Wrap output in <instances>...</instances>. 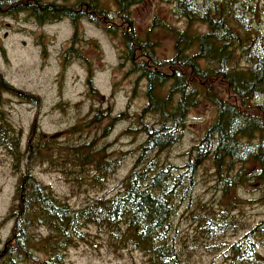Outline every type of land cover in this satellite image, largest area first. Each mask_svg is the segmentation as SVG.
Listing matches in <instances>:
<instances>
[{"label":"trees","instance_id":"trees-1","mask_svg":"<svg viewBox=\"0 0 264 264\" xmlns=\"http://www.w3.org/2000/svg\"><path fill=\"white\" fill-rule=\"evenodd\" d=\"M62 1L0 0V17L26 14L40 26L65 19L75 32L77 23L86 20L119 37L121 65L145 81L146 103L132 116L137 129L124 133L135 132L143 141L134 151L109 157L108 146L99 149L98 141L109 137L115 123L129 119L128 114L112 117L109 108H91L92 124L109 119L91 141L78 132L73 143L38 134L32 138L31 130L23 145L22 130L2 109L5 95L34 106L40 99L15 89L0 75V151L10 157L18 176L8 211L12 226L0 241V264H67L65 253L88 242L90 229L103 234L114 250L141 253L147 264H185L174 222L179 206L191 201L205 164L213 171L202 176L203 183L208 175L213 178L212 197L219 202L217 208L189 218L199 226L200 246L232 264H264L258 252L264 248V219L234 244L222 240L238 232L233 213L240 189L255 188L264 200V0H173L174 13L186 27L173 30L168 59L157 55L150 31L141 36L135 29L132 8L142 0ZM202 103L214 110L213 120L184 154V164L176 166L163 154L181 141L190 110ZM129 155L135 156L134 163L117 188L80 208L33 174L34 167L47 165L67 182L85 180L90 189L102 192Z\"/></svg>","mask_w":264,"mask_h":264},{"label":"rangeland","instance_id":"rangeland-1","mask_svg":"<svg viewBox=\"0 0 264 264\" xmlns=\"http://www.w3.org/2000/svg\"><path fill=\"white\" fill-rule=\"evenodd\" d=\"M42 1L63 3L62 0ZM131 17L139 35L145 36L150 31L149 37L157 43V55L164 59L171 58L173 30L186 27L185 21L174 13L173 0H142L132 8ZM158 24L166 28H159ZM193 26L199 28L198 25ZM122 49L119 37L104 34L86 20L77 23L75 32L71 22L65 19L40 26L26 14L0 17V75L15 89L40 99L39 105L34 106L5 95L7 102L2 109L8 113L12 124L22 130L23 145L28 142L31 130L32 138L38 134L44 139L54 137L60 143L70 139L73 143L78 136L75 135V141L72 136L78 132L91 141L92 134L101 132L109 123V119H104L101 124H92L94 114L91 108H109L112 117L125 112L129 119L115 123L111 135L98 141L99 149L108 146V155L112 158L134 151L143 137L135 132L125 134L124 131L128 128L137 129L136 120L132 116L139 113L146 103L145 81L139 80L137 75L127 74L129 66L125 63L121 65ZM213 115L214 110L205 103L192 108L183 138L163 156L176 166L183 165L184 154L202 136L212 122ZM76 127L78 131L74 130ZM134 159L133 155L124 157L102 192H97L98 188L90 189L85 180L81 184L72 180L67 182L61 172L49 169L47 165L34 167L33 174L70 206L80 208L90 199L115 190L131 169ZM212 171L211 166L205 164L199 172L198 185L191 201L179 206L174 222L177 245L182 249L185 264H232L224 255L210 254L200 246L199 226L189 219L192 215L205 214V210L210 207L217 208L219 198L213 199L211 190L213 178L208 175L206 184L202 180V176ZM17 183L18 176L13 173L10 157L0 151L2 243L12 226L11 221H8V211L14 202ZM237 195L240 202L233 213V219L238 224V232L224 236L222 240L228 244L240 240L264 219V200L260 192L255 188H246L240 189ZM87 238L88 242L79 243L67 250V264H147L146 258L137 251L112 249L106 237L95 229H90ZM258 252L264 258V248L259 247Z\"/></svg>","mask_w":264,"mask_h":264}]
</instances>
